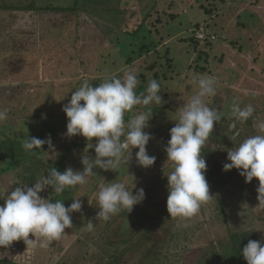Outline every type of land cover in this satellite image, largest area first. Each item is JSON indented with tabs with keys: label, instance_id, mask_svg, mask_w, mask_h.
<instances>
[{
	"label": "rangeland",
	"instance_id": "374dc122",
	"mask_svg": "<svg viewBox=\"0 0 264 264\" xmlns=\"http://www.w3.org/2000/svg\"><path fill=\"white\" fill-rule=\"evenodd\" d=\"M33 1L39 6H68L73 2L0 0V4L14 2L29 5ZM127 1L140 7L135 8L132 17L118 16L116 23L122 22V28L129 29L137 28L141 23L138 16L141 8H150L155 1L158 3L157 10L161 14L155 13L139 34L147 35V40L137 38L132 44V37L123 35L122 29L117 25H110L86 12H0V110L8 109L7 119L0 122V143L6 137L13 138L12 141L17 137L22 138L14 157H0V195L6 192V195L10 194L20 184L33 186L36 180L47 176V171L57 162L60 166L64 165V169L71 167L82 170L80 159L87 142L79 135L70 139L64 135L67 123L62 107L70 101L72 92L78 90L84 82L95 87L104 80L123 79L127 71L134 70L139 80L136 91L140 87L146 89L148 83L155 79L162 85L161 91L164 94L167 92V97L162 98V104L140 105L130 111L133 116L149 109L152 111L149 127L145 131L153 137L146 148L150 156L156 157L154 165L147 169L138 166L135 160L138 149L134 148L133 159L128 165L122 161L117 171L94 168L96 174L85 185L66 188L55 197L49 187L40 195L49 197L53 202L60 200L68 207L76 197L82 201V211L72 213V227L65 229L61 239L53 242L47 249H26L22 240L15 241L8 249H0V253H8H4L6 256L3 258L25 264H112L109 257L122 251L125 255L119 264H164L165 261L166 264H196L202 249L217 244L219 235H225L226 227L223 221L216 218L217 204L212 197L202 205L196 216L187 221H176L179 228L195 225L201 228L195 231L197 235L192 241L175 247L172 241L175 225L166 212L168 190L164 183L167 180L165 174L172 170L164 149L170 139V129L175 126L178 118L179 108H183L195 94L197 86L194 81L201 75H208L216 80V95L207 98V102L227 117H231L230 105L234 99L238 100L241 108L249 104L254 107L253 115L257 117L251 132L252 136L258 134L256 125L264 122V54L258 56L256 52L264 53V11L256 8V12L249 8L241 13L240 21L253 27L250 31L243 27L235 33L234 26L239 19L235 8H240V4L248 0H240L238 4L236 0H224V3L220 0H193V5H187V8L183 6V2L190 0H144L142 5L141 0ZM109 2L87 0L85 4L90 5V10H96L93 12L98 15H104ZM253 2L255 7H264V0ZM170 3L175 4L171 11L167 7ZM210 8L215 11L207 12ZM172 16L177 17L171 18ZM159 17L162 18L160 32L164 40L159 43L156 34L153 45L146 28L149 29V25ZM221 19L230 34L239 35L237 39L235 36L225 35L226 30L217 24ZM197 26H207L208 33L219 38L209 45L199 44L198 50L207 54L206 57L202 55V60L198 59L200 52L195 55L196 44L192 41ZM144 42L152 47V52L144 51L140 57L134 55L133 61L124 65L128 55L131 56V44L142 48ZM255 44L258 48L254 47ZM217 46L247 53V60L237 57L239 66L235 70L230 69L225 63L229 54L221 60L220 52H214ZM253 49L256 51L253 52ZM214 55H217V61L211 60ZM207 59L209 62H206ZM169 61L172 68L169 67ZM12 70L16 74H11ZM163 76L174 80L165 83ZM127 122L125 120V124ZM49 135L55 146V153L46 152L47 144L34 152L23 149V142L28 137L45 139ZM92 142L95 143V138ZM39 152L41 155H38ZM62 154L67 155L64 161L59 160ZM88 154L95 158L94 149H89ZM31 159L37 160V164H43V170L37 173L36 179L30 178L27 181L25 173H29L27 168L33 167ZM24 165L27 167L24 168ZM117 181L124 183L129 190L132 189L133 194L142 188L145 199L134 206L130 213L124 210L106 222L102 219L95 221L99 211V189L107 183ZM257 181L254 178L253 185H248L250 192L256 191L254 187L259 184ZM233 187L234 184L222 189L227 201L225 213L229 225L235 231L251 228L264 242V209L257 206V196L249 192L248 200L239 199ZM210 195L214 196L211 191ZM3 203L4 200L0 199V205ZM89 219L95 223L91 232L84 227ZM143 221L145 225L142 224Z\"/></svg>",
	"mask_w": 264,
	"mask_h": 264
},
{
	"label": "clouds",
	"instance_id": "9594fccd",
	"mask_svg": "<svg viewBox=\"0 0 264 264\" xmlns=\"http://www.w3.org/2000/svg\"><path fill=\"white\" fill-rule=\"evenodd\" d=\"M194 82L197 91L183 108H179L178 118L170 129V139L164 149L172 167L171 172L164 173L168 190L166 209L170 218L185 221L196 216L202 205L213 197L205 176L207 164L201 156V148L223 116L207 102V98L216 95V80L201 75ZM138 84L137 73L130 70L123 79L104 80L95 87L86 81L72 92L70 101L62 107L67 117L64 135L69 139L78 135L86 139L80 159L83 168L74 170L68 167L60 172L53 167L33 186L20 184L10 194L0 195V199L4 200L0 205V248L8 249L13 242L22 240L26 249H47L61 239L65 229L72 227V213L82 211V201L76 197L68 207L60 200L53 202L49 197L40 195L49 187L60 195L66 188L85 185L96 174L94 168L117 171L122 161L128 165L133 159L134 148L138 149L135 153L138 166L147 169L154 165L156 157L150 156L146 148L153 137L145 131L152 117L151 109L135 114L127 124L124 116L136 106L162 104L161 86L153 79L144 92L137 94ZM7 113L8 109L0 110V122L7 119ZM253 113L251 104L241 108L237 99L230 105L231 116L241 123L248 121ZM256 128L258 134L227 150L229 162L224 163L223 171L237 169L245 183L257 179V206L264 209V122L258 123ZM45 144L48 145L47 153H55L50 135L45 139L28 137L22 146L25 151L34 152L41 150ZM89 149H94V159L88 154ZM144 199L142 188L133 194L132 189L129 190L122 182L107 183L97 195L99 211L95 221L102 219L106 222L124 210L130 213ZM184 226L187 227V224ZM84 227L91 232L95 223L89 219ZM4 253L7 252L0 253V258L6 256ZM242 255L247 264H264V242L249 240L242 249Z\"/></svg>",
	"mask_w": 264,
	"mask_h": 264
},
{
	"label": "trees",
	"instance_id": "16d2710c",
	"mask_svg": "<svg viewBox=\"0 0 264 264\" xmlns=\"http://www.w3.org/2000/svg\"><path fill=\"white\" fill-rule=\"evenodd\" d=\"M109 5L106 7V10L104 11V15L100 14L98 15L96 10H93L91 8L90 10V5L87 4V0H73L72 3L68 6H53V5H48V6H39L37 5L34 1L31 2L29 5H21L19 3H9V4H0V12H65V13H71V14H79L80 12H86L87 14L94 15L97 19L102 20L110 25H117V27L122 29V34H127L131 36L132 44L133 41L137 38H144L145 40L148 39V36H142L139 34L142 33L143 29L147 25V22L149 21L152 16L155 15H160L161 12L160 10H157V5L158 3L155 1L154 3L152 2V6L147 9H140V12H138V16L141 19V23L137 28H122V22H117L118 16H123L127 17L128 15L134 16V11L135 8H140L139 5L137 4H131L127 0H109ZM224 3V0H222ZM86 3V4H85ZM144 3V0L140 1V5ZM89 6V7H88ZM163 7V6H162ZM168 7V6H167ZM166 8V7H165ZM211 9V10H210ZM207 10V12L215 11L214 8H210ZM211 12V13H213ZM126 15V16H125ZM112 18H111V17ZM177 16H172L171 18H176ZM120 19V18H119ZM238 22L241 20L242 21V15L241 18L237 19ZM124 22V18H123ZM241 24V23H240ZM162 25V18H157L156 22L153 23L152 25H149L150 28L147 29V32L149 35H151V41L154 45L156 42V39H154V35L158 34L157 39L159 40L158 42L161 43L164 38L162 36V32H160V26ZM126 26V22H125ZM130 25L128 24L127 27ZM200 28V26H197L194 30V38L192 41L196 44L195 46V51L196 54L197 52H200V55L198 56V59L202 60V55L205 53L203 51L198 50V46L200 43H203V45H209L211 42H202L199 39L196 38V31ZM207 29V26H206ZM227 35L230 36L229 33ZM162 36V37H161ZM228 36V37H229ZM231 37V36H230ZM218 38L215 40L217 41ZM237 43V42H235ZM131 44L132 52L131 56L128 55V59L125 61L124 65L131 63L133 61V56H141L142 52L147 51L148 53L152 52V47L148 46L145 42L144 45H142V48L138 46H133ZM121 45V44H119ZM115 47V46H114ZM113 47V48H114ZM116 48V47H115ZM156 48V46L154 47ZM207 55V54H206ZM205 55V57H206ZM258 60V59H257ZM171 61H169V67L172 68V65L170 64ZM198 62V61H197ZM206 62H209V59L206 60ZM195 63V61H194ZM154 67V66H153ZM11 74H16L15 70H12ZM158 77V76H157ZM163 81L167 83L169 80H174L172 77L168 78L166 76L162 77ZM161 89L162 85L160 84ZM143 87H140L137 91L139 93L144 92ZM167 90V89H166ZM168 91V90H167ZM161 97L164 99L167 97V92L166 94L163 93V91H160ZM83 103V102H82ZM65 117L67 123V117L66 115L63 116ZM256 115H253L252 117L249 118L248 121L241 123L240 121L236 120L235 117H227L226 114H223L221 120L217 122L214 126V129L212 133L210 134L209 138L205 142L204 146L201 148V156L204 157L206 160L207 164V170L205 172L206 179L209 183V192L213 193V199L214 202H216V212H217V219L223 221V225L226 227L225 235H219V241L217 244H211L208 248H203L202 251L199 254L198 262L196 264H247L246 260L243 258L242 255V249L244 246L247 245L249 240L253 241H261L259 235L257 232L254 230L246 229L242 231H235L231 228V226L228 223V218L225 213V203L226 197L223 195L224 193L222 192V189L228 188V186H233L234 184V190L236 191V195L239 199L243 200H248V193L251 191L248 185H253L252 182L250 183H245L244 177H242L239 174V171L237 169H232L230 171H223V165L227 161V150L233 148L235 145H238L241 143L244 139L248 138L249 136H252V129L254 127V120ZM133 118V115L130 114V112L126 113L125 115V120L129 121L130 119ZM239 131V132H238ZM241 131V132H240ZM15 138V137H14ZM40 139H43L40 137ZM13 138L11 137H6L4 138L1 143H0V157L2 159H9L14 157V153L17 152L19 149V145L21 143L22 138L17 137L12 141ZM18 145V146H17ZM77 145V144H75ZM38 155H41L39 152ZM66 154H62L59 156L60 161H64L66 159ZM40 157V156H39ZM20 158H23L22 156ZM40 160V159H39ZM32 162H30L32 168L28 169L29 173H25V177L28 176L27 181L30 180V178H35L37 173L39 171H42L43 169L41 166L43 164H37V160L34 161L31 159ZM171 164V163H170ZM169 164V166H170ZM23 166V164H21ZM28 165V164H26ZM24 165V168L27 166ZM16 167V166H15ZM58 171L63 172L65 169L64 165H59V162H57L54 166ZM170 170H172V167L170 166ZM36 169V170H33ZM20 176V175H19ZM33 180V179H32ZM23 183V182H22ZM164 183L167 185V180H164ZM258 183V181H257ZM258 187V184H257ZM257 187H254L256 190ZM249 190V191H248ZM51 192L53 194V197H55V194L52 189ZM252 194H255V196L258 195L257 191H252L250 192ZM167 212V209H166ZM170 221H174L175 228L173 230V235H172V241L175 245L176 248L180 246V243L183 242H188L192 241L194 239L193 237L195 236L197 230H200V226L195 225L191 227H181L176 226V221H179V218H170ZM142 224H146L145 221L142 222ZM197 235V234H196ZM126 243V242H125ZM128 243V242H127ZM2 249V248H0ZM122 251H119L112 256L109 257V261L112 264L116 263H121L123 259ZM170 256V255H168ZM166 262V261H165ZM164 262V264H166ZM0 264H24V263H18L15 261H10L9 259L6 258H0Z\"/></svg>",
	"mask_w": 264,
	"mask_h": 264
},
{
	"label": "crops",
	"instance_id": "0c3cea01",
	"mask_svg": "<svg viewBox=\"0 0 264 264\" xmlns=\"http://www.w3.org/2000/svg\"><path fill=\"white\" fill-rule=\"evenodd\" d=\"M220 1H222V0H220ZM235 1V0H234ZM236 2H237V4L238 3H240V0H236ZM198 3V2H197ZM183 6H185L186 8H187V5H189V6H192L193 5V0H190V1H186V2H183ZM175 6V4H169L168 5V8H169V10L171 11L172 10V8ZM181 6H182V4H181ZM197 6H201L200 4L198 5L197 4ZM256 5H255V3L253 2V0H248L247 2H242V4H240V8L241 9H243L242 11H241V9L240 8H235V10H236V14H237V17L238 18H241V13H243L244 11H246L247 9H249V8H253L256 12H258V11H264V7H259L258 5H257V7H255ZM255 7V8H254ZM256 8L258 9V11L256 10ZM214 17V16H213ZM237 22V25H235L234 26V29H235V33L236 32H239L240 31V29L241 28H243V27H247L248 28V31H250L251 30V27H253L252 25H249L248 23H246V22H241V21H239L238 22V20L236 21ZM224 22L222 21V19H221V22L220 21H217V24H220V27L221 28H223L224 30H226V36H228L227 35V33H229L230 34V32H228V30H227V28L225 27V25L223 24ZM241 23V24H240ZM215 24H216V22H215ZM222 25V26H221ZM229 26L231 27V24H229ZM238 26V27H237ZM239 29V30H238ZM246 29V28H245ZM215 35V34H214ZM230 36L232 37V36H235V35H232V34H230ZM229 36V37H230ZM237 37H239V35L237 34V36H235V38L237 39ZM218 38V37H217ZM219 39V38H218ZM235 44H239V43H235ZM254 47H257V44H255L254 45ZM227 47H223V48H220L219 46H217V49H214V52H215V54H217V52H220V55H221V60H223L224 59V57H225V55L226 54H229V59L225 62L226 63V65H227V67H230V69H233V70H235L236 68H237V66H239V61H238V59H237V57H240V59L241 60H247L245 57H247V56H245L247 53H245V54H243L242 52H240V51H237L236 49H231V50H229V49H226ZM258 48V47H257ZM256 48V49H257ZM260 49V48H259ZM256 50L255 49H253V52H255ZM257 54H258V56L259 55H262V54H264L262 51L260 52V51H258V52H256ZM195 55H197V54H195ZM204 55H206V54H204ZM208 57H210L209 56V54H208ZM211 59V58H210ZM211 60H216L217 61V55H214V57H212V59ZM255 60H257V58L255 59ZM241 67V66H240ZM10 260V259H9ZM10 261H13V260H10ZM19 263V262H18ZM25 264V263H24Z\"/></svg>",
	"mask_w": 264,
	"mask_h": 264
},
{
	"label": "built area",
	"instance_id": "2783aa9c",
	"mask_svg": "<svg viewBox=\"0 0 264 264\" xmlns=\"http://www.w3.org/2000/svg\"><path fill=\"white\" fill-rule=\"evenodd\" d=\"M196 38L202 42L208 43V42H214L217 39V36L209 34L206 27H200L196 31Z\"/></svg>",
	"mask_w": 264,
	"mask_h": 264
}]
</instances>
